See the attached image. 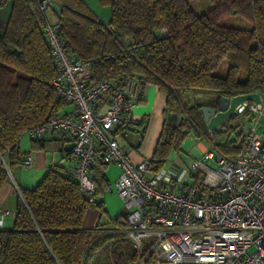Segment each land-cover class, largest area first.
<instances>
[{"label":"trees","instance_id":"trees-1","mask_svg":"<svg viewBox=\"0 0 264 264\" xmlns=\"http://www.w3.org/2000/svg\"><path fill=\"white\" fill-rule=\"evenodd\" d=\"M6 1L0 0V7ZM12 1L9 22L0 33V187L28 152L19 145L22 133L64 105L50 82L56 65L43 16L34 0ZM51 1L58 7V14L51 9L55 21H50L58 25L59 41L77 58L90 61L91 81L119 86L136 79L141 88L151 83L166 95V115L184 116L180 123L164 120L149 169H161L188 133L228 158L238 155L244 120L231 115L210 130L200 107L219 106L222 96L264 95V0H209L210 7L200 12L190 6L195 0H97L98 7L108 8L107 22L85 0ZM230 15L249 27L222 24ZM222 62L227 65L220 73ZM194 90L207 93L184 102ZM29 139L40 148L62 141ZM98 164L106 166L102 159ZM73 167L68 171L56 163L33 187H18L13 225L0 228V264L134 262L136 252L122 234L83 228L88 208L104 209L99 200L90 204L82 196ZM93 181L97 196L104 188L102 171ZM121 217L122 212L109 231L124 228Z\"/></svg>","mask_w":264,"mask_h":264},{"label":"built area","instance_id":"built-area-1","mask_svg":"<svg viewBox=\"0 0 264 264\" xmlns=\"http://www.w3.org/2000/svg\"><path fill=\"white\" fill-rule=\"evenodd\" d=\"M35 1L56 65L51 86L67 110L22 134L74 141L72 173L90 204L96 200L91 168L102 159L119 169L106 191L123 203L124 228L111 233L131 243L136 252L131 264H264V95L259 102L237 103L231 112L246 122L235 158L210 146L185 176L165 167L146 177L151 159L130 163L115 137L123 124L136 121L141 84L91 81L90 61L63 47L57 23L47 17L52 1ZM102 97L105 107L99 109ZM31 162V152H25L21 164L30 167Z\"/></svg>","mask_w":264,"mask_h":264},{"label":"crops","instance_id":"crops-1","mask_svg":"<svg viewBox=\"0 0 264 264\" xmlns=\"http://www.w3.org/2000/svg\"><path fill=\"white\" fill-rule=\"evenodd\" d=\"M96 2L97 0H90L89 4L96 13L101 15L102 20L107 22L109 19V11L105 10L104 7H98L95 9L94 5ZM49 14L52 18L51 20L55 21V16L52 11H50ZM165 102L166 95L163 91L159 90L156 85L147 83L141 88L139 101L134 108L136 121L123 124L115 134L119 146L130 163H136L143 157L151 159L161 126L168 115L165 113ZM104 107L105 104L103 100H100L99 109H103ZM61 110L65 111L67 110V107L63 105ZM245 124L246 122L242 125L241 134H243ZM186 137L191 139L189 149L193 154H190L192 155L189 162L191 166V163L194 162L201 153L209 149V146L204 140L195 138L192 133H188L183 140ZM183 140L180 143V149ZM70 142L71 141L67 140L50 142L44 148H40L36 144H31V150L26 149L31 152V155L33 152L31 166L27 167L31 168L28 175L23 176L17 173L16 176L12 170L13 172L11 171L10 178L8 177L0 187V228L9 229L13 225L16 205L20 199V196L14 187V183L18 187H31V185L43 175L49 166L56 163L70 171L75 164L71 152V146L69 145ZM23 151H25V149ZM179 151L178 153L175 151L170 152L167 160L161 167L162 169L165 167L168 168L170 173H176L178 177L185 176L190 170V166H188V164H186L180 157ZM208 164L213 165V163L210 162H208ZM152 168L153 166L145 172L146 177H151L160 170L154 171ZM101 169V166L96 164L91 168V175L93 179H97L101 171L104 175L105 181L102 183L104 184V188L102 189V192L96 196V199L102 202L104 212H101L97 207L88 208L82 222L83 228L88 230L111 229L113 224L108 227L101 226V216L102 214H107L108 218H112L113 220L119 213H116V211L119 210V199L105 195L109 179L115 175L117 168L113 166H105L102 170ZM5 209L8 210V213H3V210Z\"/></svg>","mask_w":264,"mask_h":264},{"label":"rangeland","instance_id":"rangeland-1","mask_svg":"<svg viewBox=\"0 0 264 264\" xmlns=\"http://www.w3.org/2000/svg\"><path fill=\"white\" fill-rule=\"evenodd\" d=\"M35 1V0H34ZM87 3H90V0H85ZM36 2V1H35ZM97 3V2H96ZM94 5V8L97 9L98 8V4ZM37 4V3H36ZM53 4V3H52ZM52 6V5H51ZM190 6L192 7V9L196 12H200V11H204L206 9H208L210 7V2L209 0H195V1H192L190 2ZM38 8V6H37ZM105 10H108V8H104ZM104 9H103V12H104ZM39 10V9H38ZM50 11L51 10V7L48 9L47 11V17L49 18V20H51L52 18L50 17ZM222 24H225V25H231V26H236V27H242V28H247L249 27V23L244 20V19H241L235 15H230V16H225L223 17V19L221 20ZM227 63L226 62H222L218 68V71L220 73H222L224 70H225V67H226ZM201 93H207V92H204V90H194L192 93H190L192 95V97H189L188 94H185V96L183 97V101L184 102H191L194 98H199L201 97ZM183 95V93H181ZM191 98V99H189ZM245 127H246V124H245ZM31 144L32 142L30 141L29 137L26 135V134H22L21 137H20V142H19V145H20V148H22V150H26V149H29L31 150ZM190 144H191V139H189L188 137H186L183 142H182V145H181V149L179 151V154H180V157L184 160V162L186 164H188V166H190V158L191 156L193 155L191 152H190ZM189 152V153H188ZM192 154V155H190ZM32 156H33V152H32ZM32 163V162H31ZM113 167H116L114 165H111ZM117 168V167H116ZM31 168H27V167H24L22 164L16 166V168L13 169L14 171V175L17 176V173L21 174V175H28V172ZM12 171V172H13ZM119 169L117 168V171L115 173V175L110 178V180H113L114 177L116 176V174L118 173ZM9 175L8 177L11 175V172L8 171ZM10 178V177H9ZM41 178V177H40ZM39 178V179H40ZM39 179H37L33 185H31V187H33L38 181ZM15 184V183H14ZM16 185V184H15ZM17 186V185H16ZM15 187V186H14ZM18 187V186H17ZM105 195L108 196V197H115V198H118L119 201H120V205H119V210L116 211V213L120 212V211H123V203L121 201V199L116 196L114 193H110L108 191L105 192ZM101 226L103 227H108L110 225L113 224V220L112 218H108V215L107 214H102L101 216ZM100 231H104V233H109L111 231H109V229H101Z\"/></svg>","mask_w":264,"mask_h":264},{"label":"water","instance_id":"water-1","mask_svg":"<svg viewBox=\"0 0 264 264\" xmlns=\"http://www.w3.org/2000/svg\"><path fill=\"white\" fill-rule=\"evenodd\" d=\"M13 7V1L7 0L0 7V33L3 34L6 30L7 24L9 22L11 12ZM51 9L58 14V7L56 4H52ZM245 100H252L254 102H259V94L257 92H250L246 94H238L232 97L222 96L220 98L219 106H207L203 105L200 107L203 120L205 121L207 127L210 130L218 129L223 122L231 116V112L235 105L239 102ZM183 115L178 114H168L166 120L172 121L173 123H180L183 119ZM71 148L74 145V141L69 143Z\"/></svg>","mask_w":264,"mask_h":264}]
</instances>
